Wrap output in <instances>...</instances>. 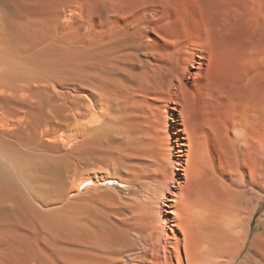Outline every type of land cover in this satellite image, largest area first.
Listing matches in <instances>:
<instances>
[{
	"label": "bare ground",
	"instance_id": "6f19581e",
	"mask_svg": "<svg viewBox=\"0 0 264 264\" xmlns=\"http://www.w3.org/2000/svg\"><path fill=\"white\" fill-rule=\"evenodd\" d=\"M56 27H34L38 45L22 46L0 9V264H54L46 254L61 238L62 264H264V210L252 232L264 204V48L241 59L229 94H210L199 132L178 110L183 141L158 142L149 169L124 115L142 73L124 52L61 48ZM187 59L180 89L204 100L201 62ZM176 105L163 116L171 133ZM70 125L84 138L75 146L55 137ZM114 181L127 192L99 185Z\"/></svg>",
	"mask_w": 264,
	"mask_h": 264
},
{
	"label": "rangeland",
	"instance_id": "374dc122",
	"mask_svg": "<svg viewBox=\"0 0 264 264\" xmlns=\"http://www.w3.org/2000/svg\"><path fill=\"white\" fill-rule=\"evenodd\" d=\"M0 9L10 21L13 42L19 45L37 46L40 35L31 29L39 26L42 36L46 31L55 30L64 12L66 21L61 20L60 26L56 27L64 45L61 48H97L126 54L130 70L135 74L142 73L143 81L142 84L136 83V92L125 96L124 115L130 134L138 145L140 143L141 148H137L145 151L144 154L139 152V158H135L149 169L152 160L157 158L151 154L156 152L158 142L176 147L177 140L183 141L178 112L183 109L187 123L199 132L197 125L203 109L209 110L210 94L212 97H218L220 91L229 94L242 72L241 59L249 55L251 48H264V0H0ZM184 48L189 49L188 56ZM204 48L211 49L205 52ZM188 57L201 62L200 72L195 77L204 84L201 88L203 101H194L187 89L186 92L180 89L176 79L177 76L181 79V72L188 67ZM191 79L183 78L185 82ZM214 81L216 83L209 84ZM169 89H174L172 97ZM170 104H177V111L171 110L177 119L172 122L174 133L169 132L167 126L170 120H163L170 111ZM56 133L58 140L74 146L84 139L77 125L59 127ZM76 168L79 171L89 168L90 171L91 166L85 163ZM114 182L99 185L103 188L110 186L109 193L116 194V190L120 194L127 192L125 186ZM82 196L94 205L95 192L86 191ZM83 199L72 202L83 205ZM263 210L264 204L254 218L253 233L262 231L257 221ZM58 244H62L59 247L62 251L57 252L59 256L54 251L56 255L52 251L46 254L48 257L51 254L54 264L57 257L60 259V255L65 254L63 247L67 249L64 239L61 238ZM57 249L53 250L59 251ZM65 251L66 254L69 252ZM64 257L62 261L57 259L58 264L65 262ZM66 258L68 260L69 256ZM31 263L52 264L46 261Z\"/></svg>",
	"mask_w": 264,
	"mask_h": 264
}]
</instances>
